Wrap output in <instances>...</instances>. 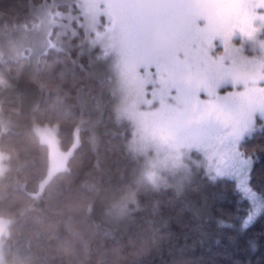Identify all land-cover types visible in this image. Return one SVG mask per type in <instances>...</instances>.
Instances as JSON below:
<instances>
[{
	"label": "trees",
	"instance_id": "trees-1",
	"mask_svg": "<svg viewBox=\"0 0 264 264\" xmlns=\"http://www.w3.org/2000/svg\"><path fill=\"white\" fill-rule=\"evenodd\" d=\"M46 2L0 0V33L32 21ZM82 31L66 50L40 55L36 66L25 57L0 60V112L15 124L0 127L4 244L24 264H175L190 249L199 256L198 222L181 212L186 200L198 199L195 187L189 178L179 190L132 184L130 127L115 117L111 80L94 72L99 49L88 48ZM94 108L101 112L96 123ZM36 128L55 135L58 151L67 154L66 166L42 184L50 157ZM125 186L122 208L112 212ZM216 260L223 264L222 256Z\"/></svg>",
	"mask_w": 264,
	"mask_h": 264
},
{
	"label": "rangeland",
	"instance_id": "rangeland-1",
	"mask_svg": "<svg viewBox=\"0 0 264 264\" xmlns=\"http://www.w3.org/2000/svg\"><path fill=\"white\" fill-rule=\"evenodd\" d=\"M47 1L34 9L32 21L0 33V60L25 57L36 66L45 52L69 48L82 29L88 48L99 49L94 72H107L111 80L114 115L130 127L127 146L136 159L129 174L132 184L152 189L167 185L179 190L189 178V145L198 135L192 122L191 99L207 100L212 87L219 94L242 91L243 84L234 77H264V22L255 24L251 36L237 31L225 48L218 36L209 45L203 33H197L181 18L166 29L147 28L132 0ZM195 2L211 6L209 10L218 18L226 13L222 5L227 0ZM59 5L68 9L60 10ZM218 26L225 24L221 20ZM203 27L204 21H198L196 28ZM260 83L264 84V79ZM4 84L0 73V86ZM100 113L93 109L95 123L100 121ZM9 126L15 124L0 112V127ZM35 130L47 144L50 157L42 184L66 166L67 154L58 151L55 135L44 128ZM53 158L56 169L51 166ZM5 159L0 152V178L7 169ZM122 191L121 201L110 205L112 212L122 208L127 186ZM1 221L0 264H24L20 255L4 244Z\"/></svg>",
	"mask_w": 264,
	"mask_h": 264
},
{
	"label": "snow or ice",
	"instance_id": "snow-or-ice-1",
	"mask_svg": "<svg viewBox=\"0 0 264 264\" xmlns=\"http://www.w3.org/2000/svg\"><path fill=\"white\" fill-rule=\"evenodd\" d=\"M132 4L147 28L166 29L181 18L203 33L209 45L218 36L225 48L237 31L251 36L255 24L264 22V0H227L222 18L195 0ZM201 20L204 27L196 28ZM221 20L223 28L218 26ZM236 79L242 91L219 94L212 87L207 100L190 101L198 135L189 145L186 173L198 199L186 200L181 212L191 213L198 222L195 243L204 251L197 256L190 249L175 264H218L217 256L223 257V264H264V77Z\"/></svg>",
	"mask_w": 264,
	"mask_h": 264
}]
</instances>
